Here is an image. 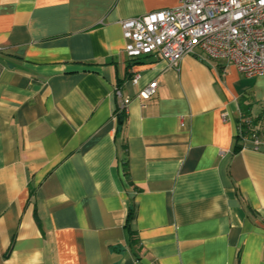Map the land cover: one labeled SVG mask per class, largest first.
<instances>
[{
  "label": "crops",
  "instance_id": "0c3cea01",
  "mask_svg": "<svg viewBox=\"0 0 264 264\" xmlns=\"http://www.w3.org/2000/svg\"><path fill=\"white\" fill-rule=\"evenodd\" d=\"M177 6L0 0V264H264V76L126 53Z\"/></svg>",
  "mask_w": 264,
  "mask_h": 264
},
{
  "label": "built area",
  "instance_id": "2783aa9c",
  "mask_svg": "<svg viewBox=\"0 0 264 264\" xmlns=\"http://www.w3.org/2000/svg\"><path fill=\"white\" fill-rule=\"evenodd\" d=\"M122 28L131 58L155 54L178 69L199 50L207 62L227 60L247 77L264 76V0H178L176 8L124 20ZM157 88L152 81L138 97L148 100ZM116 95L119 111L127 113L131 99L120 89Z\"/></svg>",
  "mask_w": 264,
  "mask_h": 264
},
{
  "label": "trees",
  "instance_id": "16d2710c",
  "mask_svg": "<svg viewBox=\"0 0 264 264\" xmlns=\"http://www.w3.org/2000/svg\"><path fill=\"white\" fill-rule=\"evenodd\" d=\"M115 117H116V123H117V131H121L122 127L124 125V121H125V113L123 111H119V109L116 111L115 113ZM252 123L250 121H247L246 119H243V117L241 118V132L238 135L239 140L240 139H244V134L248 135L249 133H251L253 131L252 128ZM235 150H240L239 146H236ZM136 217L135 211L133 208L129 209V213L127 216V221H126V229L128 230V233L133 236L134 235V231L132 229V222L134 221Z\"/></svg>",
  "mask_w": 264,
  "mask_h": 264
}]
</instances>
